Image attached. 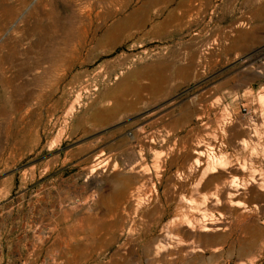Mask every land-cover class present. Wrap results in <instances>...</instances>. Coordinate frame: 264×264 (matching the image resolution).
<instances>
[{
	"label": "rangeland",
	"instance_id": "374dc122",
	"mask_svg": "<svg viewBox=\"0 0 264 264\" xmlns=\"http://www.w3.org/2000/svg\"><path fill=\"white\" fill-rule=\"evenodd\" d=\"M66 1L0 0V264H264V0Z\"/></svg>",
	"mask_w": 264,
	"mask_h": 264
},
{
	"label": "bare ground",
	"instance_id": "6f19581e",
	"mask_svg": "<svg viewBox=\"0 0 264 264\" xmlns=\"http://www.w3.org/2000/svg\"><path fill=\"white\" fill-rule=\"evenodd\" d=\"M64 3V7H66V6H68V4H67V1L66 0H62ZM68 13V12H67ZM69 15V14H68ZM244 143V142H243ZM203 144V143H202ZM210 145H211V143H210ZM209 145V146H210ZM243 145H245V143L243 144ZM200 146V145H199ZM212 146V145H211ZM201 148L203 147V146H200ZM215 147V146H214ZM197 149V148H196ZM215 149V148H214ZM212 151V150H211ZM195 154H196V156H197V158L196 159H198V160H196V161H200V160H202L203 158H205V151H203V149L202 150H194L193 151ZM214 153V152H213ZM207 157V156H206ZM216 157L217 156H215V154H211V156H209L208 155V158H207V166L204 168V170H203V175L201 176V178L199 179V181L197 182V184L196 185H194L196 188H207V187H209L210 186V184H211V180L212 179H210L208 176H207V174L208 173H210L209 171H212L214 168H215V162H216V160L217 159H219V158H217L216 159ZM222 158V157H221ZM206 159V158H205ZM219 161V160H218ZM197 162V163H198ZM201 162V161H200ZM219 163H220V161H219ZM199 164V163H198ZM217 164V163H216ZM199 166V165H198ZM219 167V166H218ZM217 168V167H216ZM241 168V167H240ZM239 167H238V169H240ZM242 168H243V166H242ZM218 169V168H217ZM217 169H215V171L217 170ZM237 169V170H238ZM241 170V169H240ZM243 170V169H242ZM213 172H214V170H213ZM219 184V183H218ZM235 184V183H234ZM217 185V184H216ZM181 187H182V185H181ZM236 187V186H235ZM238 187V186H237ZM221 188V190H225L226 191V193H227V196L228 197H232L233 195H234V192L232 191V190H234V187H233V183H232V185L230 184V185H225V184H223V186L222 187H220ZM220 188L218 187V192H219V190H220ZM236 189V188H235ZM198 190V189H197ZM204 191V190H203ZM238 194V193H237ZM207 199V198H206ZM204 201V200H203ZM206 201V200H205ZM220 201V200H219ZM237 201V200H236ZM208 202V201H207ZM228 202L231 204V205H233L234 204V201L233 200H231V199H229L228 200ZM219 203V202H218ZM240 205V204H239ZM200 221V220H199ZM202 222V223H201ZM201 222H199V223H201L200 224V226H198V228H199V230H201V231H215V230H220V229H222V227H221V225L220 224H218V222H217V224L215 223V222H203L202 220H201ZM220 222V221H219ZM183 223V222H182ZM189 224H190V222H189ZM191 226V225H190ZM193 227H195V225L193 226ZM192 227V228H193Z\"/></svg>",
	"mask_w": 264,
	"mask_h": 264
},
{
	"label": "crops",
	"instance_id": "0c3cea01",
	"mask_svg": "<svg viewBox=\"0 0 264 264\" xmlns=\"http://www.w3.org/2000/svg\"><path fill=\"white\" fill-rule=\"evenodd\" d=\"M259 9H255L252 14L250 15L251 17V24L253 27V30L251 32L250 36H247L244 31H239L237 32L233 38L231 39V45H235L236 49L241 45L240 43L244 40L247 39V43L250 44L252 47H259L262 43H264V23H259ZM245 14H243V17ZM264 18V14L262 15ZM240 17H237L236 20H238ZM262 25V28L259 29L258 26ZM260 27V26H259ZM237 51V50H236ZM251 73H263L264 71V57H256L255 59H252L251 63L247 65V67ZM179 68L176 67V72Z\"/></svg>",
	"mask_w": 264,
	"mask_h": 264
},
{
	"label": "built area",
	"instance_id": "2783aa9c",
	"mask_svg": "<svg viewBox=\"0 0 264 264\" xmlns=\"http://www.w3.org/2000/svg\"><path fill=\"white\" fill-rule=\"evenodd\" d=\"M243 110H244L245 114H249L250 113V110H248V108L246 106L243 107Z\"/></svg>",
	"mask_w": 264,
	"mask_h": 264
}]
</instances>
